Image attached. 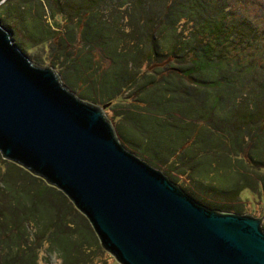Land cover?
Listing matches in <instances>:
<instances>
[{"label": "trees", "instance_id": "16d2710c", "mask_svg": "<svg viewBox=\"0 0 264 264\" xmlns=\"http://www.w3.org/2000/svg\"><path fill=\"white\" fill-rule=\"evenodd\" d=\"M0 2L1 25L21 37L22 25L34 29L41 44L31 49L45 52L78 98L112 109L118 135L140 157L182 175L204 203L228 204L244 192L264 201V28L249 18V3ZM103 4L130 8L142 36L135 47L121 49L111 36L116 25L97 18ZM183 19L191 23L186 35L177 27ZM95 49L103 57L94 60ZM44 243L62 264H85L88 246L100 250L88 220L60 190L0 156V264H37Z\"/></svg>", "mask_w": 264, "mask_h": 264}, {"label": "water", "instance_id": "95a60500", "mask_svg": "<svg viewBox=\"0 0 264 264\" xmlns=\"http://www.w3.org/2000/svg\"><path fill=\"white\" fill-rule=\"evenodd\" d=\"M14 31L0 23L3 159L60 190L119 264H264V217L204 203L128 149L105 106L78 98Z\"/></svg>", "mask_w": 264, "mask_h": 264}, {"label": "rangeland", "instance_id": "374dc122", "mask_svg": "<svg viewBox=\"0 0 264 264\" xmlns=\"http://www.w3.org/2000/svg\"><path fill=\"white\" fill-rule=\"evenodd\" d=\"M66 1L70 3L72 2L75 3V2H81L82 0H66ZM223 1L227 5L231 6V0H223ZM244 1L249 3V5H251L250 8H248L250 10L249 18H251L253 22L256 23L258 26L260 25L264 28V0H244ZM127 7H128L127 5H123L122 7H120L117 4H114V5L107 4V6L103 4L98 9L100 16H98L97 18H100L102 21L106 22L109 25H110L109 22H111L113 26L116 25L117 29H113L111 36L117 37V39L119 40L118 43H120L121 49L122 48L128 49V47L131 48L133 46L135 47L136 42L139 40L141 41V37H142L140 34H138V32H136L137 30H136V27L134 26V23L130 21V18L128 17L130 8H127ZM154 10L156 11V9ZM177 27L182 32L183 35H186L187 31L190 30L191 28V23L185 22V20L183 19V20H180V22H178ZM20 29L24 37H21L19 33V38L20 40H26V49L33 52L34 60L37 62L41 61L40 63L48 65L49 61L45 62L43 60L45 59V52L40 54L38 52L37 47L31 49L32 43L41 44V42H36L38 41V38H37L36 33L34 32V29L30 28L28 25H22ZM133 34H134V37H133ZM139 47H143V45L140 44ZM93 52L97 54L96 56L93 57L94 60L96 59L97 56L103 57V55H99L101 53L99 50L95 49ZM39 59L40 61H38ZM107 62H109L108 59H107ZM246 90L249 91L247 88ZM238 103H240L241 105L244 104V102L240 98H238ZM94 105L99 108H101L102 106H105L99 102L93 104V106ZM260 106H261L260 111L261 110L263 111L264 103ZM102 110H103V113L106 119L110 122L112 128L118 135L115 129V125L112 120V115H113L112 109L107 108V106H105V108ZM118 137L120 138L119 135ZM120 140L122 141V143H124L121 138ZM128 149H132V148L128 146ZM24 170L28 171L26 169ZM169 171L171 170L169 169ZM30 174L33 175L32 173ZM35 177H37L38 180H41V181L43 180L41 177H38V176H35ZM171 177L183 183H186L192 187L191 182H189L186 178L182 177V175H180L179 173H175L171 171ZM246 193L247 192L242 193V195L239 196V199H236L235 201L230 202L228 204L222 203V202H219V203L214 202V206H222L223 204L226 206L229 205L232 209L228 211L230 213L239 212L240 214L264 217V201L260 198L258 199L257 197H253L249 193L248 194ZM195 194L196 196H198L196 192ZM243 194H246V195H243ZM20 196H22L21 198L23 197L25 198V199H22V202L26 204L28 202V197L25 194L20 195ZM222 211L225 212L223 208H222ZM39 217H46V216L44 214H41V216ZM26 231H27L28 238H30L31 234L36 231V227L31 223L28 226H26ZM99 248L100 250L96 249L93 246L91 247L88 246L87 249H85V254L87 256V261H85L86 262L85 264H119L110 252H108L101 246ZM37 264H62V262H61L59 255L55 251L48 250V245L44 243L38 252Z\"/></svg>", "mask_w": 264, "mask_h": 264}]
</instances>
